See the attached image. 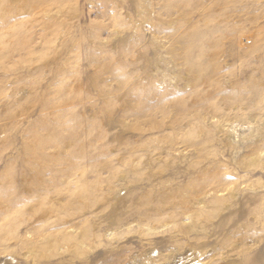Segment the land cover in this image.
<instances>
[{"label":"rangeland","instance_id":"374dc122","mask_svg":"<svg viewBox=\"0 0 264 264\" xmlns=\"http://www.w3.org/2000/svg\"><path fill=\"white\" fill-rule=\"evenodd\" d=\"M0 264H264V0H0Z\"/></svg>","mask_w":264,"mask_h":264},{"label":"bare ground","instance_id":"6f19581e","mask_svg":"<svg viewBox=\"0 0 264 264\" xmlns=\"http://www.w3.org/2000/svg\"><path fill=\"white\" fill-rule=\"evenodd\" d=\"M37 3H38V2H37ZM37 3H33L32 6H36L35 4H37ZM39 3H40V2H39ZM37 5H38V4H37ZM32 6H29V7H32Z\"/></svg>","mask_w":264,"mask_h":264}]
</instances>
